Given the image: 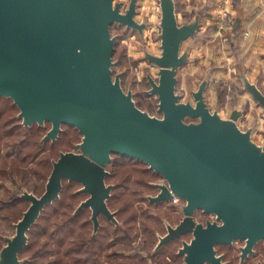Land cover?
Segmentation results:
<instances>
[{"label": "water", "instance_id": "obj_1", "mask_svg": "<svg viewBox=\"0 0 264 264\" xmlns=\"http://www.w3.org/2000/svg\"><path fill=\"white\" fill-rule=\"evenodd\" d=\"M139 0H0V95L13 99L25 126L51 128L44 141H56L64 124L75 126L82 138L77 150L61 151L53 162L45 191L27 188L30 201L16 222V232L5 236L0 264H24L20 256L29 244V231L48 204L61 197L64 182H78L89 194L76 209H92L94 234L100 215L119 224L109 206L114 183H107L108 165L115 154L146 162L164 181L149 195L153 202L182 199L179 224L167 222L155 252L181 235L179 253L184 264H227L217 245L246 240L243 257L264 239V142L253 137L254 125L242 128L241 108L224 117L221 104L212 109L206 97L209 78L192 89V100L178 91L179 68L191 61V47L183 43L198 34L201 13L181 23L176 0H160L161 53L145 50L158 65V77L147 74L150 89L159 98L162 116L141 108L132 88L114 74L116 36L113 23L144 33L147 20L136 18ZM242 86L264 108V89L239 64ZM215 218L197 221V211Z\"/></svg>", "mask_w": 264, "mask_h": 264}, {"label": "rangeland", "instance_id": "obj_2", "mask_svg": "<svg viewBox=\"0 0 264 264\" xmlns=\"http://www.w3.org/2000/svg\"><path fill=\"white\" fill-rule=\"evenodd\" d=\"M122 1H124L123 9L125 10L130 0ZM226 11L231 14L230 18L232 17L231 19L234 20L231 24L226 21ZM177 12L179 21L184 23L192 19V14L195 11H186L181 4ZM217 13L219 12H216L215 15ZM218 15L220 21H209V24L203 21L198 34L184 41L183 49L190 46L193 59L183 64L178 70V91L183 95V101L192 100L194 102L191 90L197 89L204 78L208 77L210 79V76L212 78L217 70L228 71L230 75L228 77L209 80V87L206 90V97L208 102L210 101L211 103H209L211 108L215 109L221 104V113L224 117H227L228 111L237 106L238 101L234 104V99H238L242 93H245L238 67V58L242 55V51L241 46L235 41L236 37L240 35V18L237 14L236 16L232 14L227 8L221 10ZM136 18L140 22L147 20L148 24L144 29V33H140L137 29L128 28L122 23H113L111 26L112 34L116 36L113 54V59L116 62L114 74H122L123 87L126 90L132 88L134 97L141 108L148 110L153 115L162 116L163 114L158 107V95L146 92L151 87L147 74L150 72L154 77H158L159 67L145 56L146 49L157 54L162 51L161 40L158 38V34L162 30L160 26V0H139ZM215 26L219 27L220 33L208 32V29L210 30ZM226 36L228 37L227 40H225ZM229 94L233 96L232 100L228 99L227 96ZM248 95V100L244 104L242 103L243 115L238 122L242 128L254 125L253 137L259 143H262L264 142V109L250 94ZM215 97H218L219 100L221 98L224 102L221 103L218 100L216 102ZM1 111L4 112V115L12 116L15 122L12 121V124L4 125L0 128L3 134V139H0V249L6 243L5 236L15 234L16 222L30 205V203H25L15 209H5L2 204L6 200H10L23 187L41 195L45 191L48 177L53 168V162L60 156L58 154L61 151L75 150L76 143H79L82 138V133L75 126L64 124L63 128L64 131H67V134L62 142L57 143L52 139L44 141V135L51 128V124H47V130H45V133L42 131L44 135L40 140L45 151L40 152L39 148L41 146L36 141L38 136L35 131L38 128L36 125L38 123H35L34 127L25 126L22 119L18 116L20 112L18 106L13 99L3 95H0ZM22 157H25V159L22 160ZM138 163L146 166L143 162ZM108 168L111 171L114 170V163H110ZM129 175L132 178H127ZM139 177H141V174H133L130 170L125 169L121 170V177L113 181L115 183L118 181L124 182L122 189L125 191L122 197H117L119 200H115L114 207H122L126 202L131 201L129 210L123 216H118L119 225L125 223V226L128 227L127 229H130L127 231H116L115 225L104 217L101 218L100 237L97 246L96 248L92 247L93 251L84 255L90 260L94 258L96 264H177L173 260H168V254H172L174 249L165 247L161 253L153 255L154 247L152 249L150 243L152 239L156 238L158 242V236L165 233L166 221L172 224L178 223L182 216L181 208L173 205L171 200L163 201L160 204H154L146 200L145 196L147 194L153 195L156 193V189L150 190L147 185L150 184V181H164L162 176L154 177L152 180L147 177L145 182L141 181L142 178L139 180ZM126 183L128 187H126ZM72 187L73 190L71 189L70 191H78L80 189L79 184H75ZM85 196L86 194H81L75 199L72 197L67 199L68 206L65 207V212H67L65 219L73 215L75 207L78 206ZM134 212H138L136 222L128 219ZM208 216L212 218L211 215ZM90 217L89 211H86L82 217L83 220H88L90 223L86 232L83 231V234H86L87 237L92 235L94 229ZM197 217L203 219L206 216L203 215V212L198 211ZM58 218L54 217L53 221ZM145 228L149 231H155L157 236L152 238V235L150 236L151 233L145 231ZM75 229L72 230L70 222L65 228L67 232L65 241L68 249L83 239L80 227L77 225ZM60 236L58 234L55 235L56 238H60ZM49 247L53 250L52 257L56 259L58 247L55 240L50 242ZM138 250L145 257V260H141L139 256H136ZM68 260H70L68 264L92 263V260H87L85 263L75 262L72 258ZM24 264L30 263L26 262Z\"/></svg>", "mask_w": 264, "mask_h": 264}, {"label": "trees", "instance_id": "obj_3", "mask_svg": "<svg viewBox=\"0 0 264 264\" xmlns=\"http://www.w3.org/2000/svg\"><path fill=\"white\" fill-rule=\"evenodd\" d=\"M238 59H239V64L243 62L242 61L243 59L241 56ZM220 101H221V103L224 102V100H222L221 98H220ZM236 101H237V98L234 99V101H233L234 104ZM12 121H14L12 116L4 115V112H2V111L0 112V128L4 125L8 126V125L12 124L13 123ZM47 124H51V123L47 122L46 125ZM36 125L38 126V128L35 129L36 134L38 136V139H36V141L41 146V148H39V150H40V152H42L43 150L45 151V149L43 148V144L40 142V140H41L42 136L44 135L42 131H44V133H45V130H47L46 129L47 126L46 125L42 126V125H38V124H36ZM34 126H32V127H34ZM32 127H31V129L33 130ZM8 132L11 133L12 131H8ZM66 134H67V131L63 130L62 133L60 134L59 138L56 140V142L57 143L62 142ZM0 139H3V134L1 133V130H0ZM58 155H60V154H58ZM114 156H121V157H118V158L115 157L114 158L113 163L115 165V168L112 171L110 170L111 173L107 177V179L109 181H115L116 178L121 177V170H125V169L130 170L133 174L134 173L141 174V177H139V180H140V178H142L141 179L142 182H145V179L147 177L152 180V179H154V177L161 176L159 173L150 169L149 165L142 160L132 158L130 156H126V155H122V154H115ZM123 157H124V159H122ZM24 159H25V157H22V160H24ZM138 162H143L146 164V166H143L142 164H140ZM127 178L130 179L132 177L129 175ZM116 183H117V186L113 190V195L110 199V205L114 209L118 210V215H117V217H118L120 215L123 216V214L129 210V205H131V201L126 202L125 205L121 204L122 207H118V208L114 207V202H116L118 199L117 197L118 196L122 197V195L125 194L124 193L125 191L122 189L124 182L118 181ZM75 184H79V187L81 186V184L76 182V181L70 183L67 180H65L64 188L61 192V197L59 199L55 200L53 203L48 204L45 207V209L42 211L37 223H35L31 227V229L29 231V244L26 245L20 253V256L22 258L23 257L26 258V256H29V257H27L26 262H28L30 264H68L69 263L68 261H70L68 259H71V258L74 259L75 262H81V263H85L87 260H90V258H88L87 256L85 257L84 255L86 253H89L90 251H93L92 247L96 248L97 243L99 241V237H100L99 231L95 235H93V231H92V235L90 237H87L86 234H83V231L86 232V230L89 228V225H90L88 220H83V218H82L83 215L86 213V211L85 212L84 211L79 212V213H73V215H71V217L68 219L64 218L67 215V212H65V207L68 206L67 199L69 197H72L73 199H75L79 195L84 194L82 192L75 191V190L70 191L73 188L72 186ZM144 186H145V184H144ZM147 186L150 188V190H153V189L157 190V188L151 184H149ZM69 187H71V188H69ZM126 187H128L127 183H126ZM24 188L25 187H23L22 190L17 191L12 196V198L10 200H6L3 204L1 203L5 207V209H15L17 207H21L19 205H23L25 203H30L29 200H27L21 196V194H22L21 192L23 191ZM145 198H146V200H148L146 196H145ZM121 205H118V206H121ZM22 216H23V214H22ZM54 217H59V218L56 219L55 221H53ZM153 218L158 219L155 217H153ZM128 219L136 222L138 219V212L137 213L134 212L133 214H131L130 217H128ZM69 222H70V227L72 228V230H74L78 225L80 227V231L82 232L81 234L83 236V239L76 242L75 244H73L70 247V249L67 248V245H66L67 243L65 241V237L67 234L65 228ZM122 223H123V221H122ZM115 227H116V231H118V230L127 231L130 229V228L127 229L128 227L125 226V223H123L121 225H115ZM144 230L150 232L151 233L150 236L152 235V238L157 236L156 235L157 233H155V231H153V230L149 231L146 228ZM56 234L61 235L60 238H58V237L56 238L55 237ZM53 240H55L56 245L58 247V250L56 252V253H58V255H57L56 259H54L52 257L53 256V250H52V248L49 247L50 242ZM5 242H6V240H5ZM150 244H151L150 247L152 249H153V247L155 248V246L157 244V238L152 239ZM164 248L159 250L157 253L154 252L153 255L161 253ZM75 254H77V255H75ZM136 256L137 257L139 256V258L141 260H145V257L142 254H140V250H138L136 252ZM91 260H92L91 264H96V261L94 258H92Z\"/></svg>", "mask_w": 264, "mask_h": 264}, {"label": "crops", "instance_id": "obj_4", "mask_svg": "<svg viewBox=\"0 0 264 264\" xmlns=\"http://www.w3.org/2000/svg\"><path fill=\"white\" fill-rule=\"evenodd\" d=\"M176 4L177 9L182 4L186 11H195L192 14V18L197 13H201V24H203V21H206V24H209V21H220L218 14L224 8L230 10L235 16L237 14L240 18V35L236 37L235 41L241 46L243 68L250 78L253 81H257L264 89V0H176ZM216 12L219 13L215 15ZM218 28L215 26L210 30L208 29V32L220 33L221 31ZM228 73V71L217 70L214 72L212 78L210 76L209 80L228 77L230 76ZM248 94H250L248 91L242 93L237 99V106L233 108H241L242 103L244 104L248 100ZM215 99L216 102L217 100L220 101L218 97H215ZM232 109L228 111L227 116L230 115Z\"/></svg>", "mask_w": 264, "mask_h": 264}, {"label": "flooded vegetation", "instance_id": "obj_5", "mask_svg": "<svg viewBox=\"0 0 264 264\" xmlns=\"http://www.w3.org/2000/svg\"><path fill=\"white\" fill-rule=\"evenodd\" d=\"M75 150H77V148H76V146H75ZM155 182H158V181H150V184L151 185H153L154 187H156L155 185H154V183ZM107 183H114L115 184V188H116V186H117V183H115V182H113V181H109L108 179H107ZM80 187H82V185L80 186ZM114 188V189H115ZM157 188V187H156ZM113 189V190H114ZM78 191H79V189H78ZM80 192V191H79ZM159 192V189L157 188V190H156V193L155 194H153V195H156L157 193ZM82 193H84V194H86V196H85V198L84 199H82L80 202H79V204L83 201V200H85V199H87L88 197H89V194L88 193H85V192H82ZM112 195H113V191H112ZM149 195H151V194H147L146 195V197H147V199L149 200V201H151L150 200V198H149ZM111 199V198H110ZM152 203H154V204H160L161 202H163V201H161V202H153V201H151ZM180 202H182V201H180ZM179 202V203H180ZM173 203V205H175L176 207H179L178 206V204L179 203H174V202H172ZM79 204H78V206H79ZM78 206H76L75 207V209H74V213H79V212H85V211H89L90 212V214H91V216H92V209L90 208V207H85V208H83L81 211H79V212H76V209H77V207ZM109 206H110V208L112 209V210H114V211H117V215H118V210L117 209H114L113 207H111V205H110V200H109ZM199 211H201V210H199ZM198 212V211H197ZM197 212H196V214H195V218H196V220L197 221H206L207 219H209L210 217L208 216V215H212V214H207V213H204L203 211H201V212H203V215H205L206 217L205 218H203V219H199L198 217H197ZM208 216V217H207ZM105 218L107 221H110L113 225H116L114 222H112L110 219H108L107 217H105L103 214H101L100 215V220H101V218ZM183 217H184V214H183V212H182V216H181V218L179 219V221H178V223H176V224H172L171 222H169V221H166V225H165V227H166V231H165V233L164 234H160V235H165L167 232H168V228H167V222H169L170 224H172L173 226H176L177 224H179L180 223V221L183 219ZM211 219H213V218H211ZM90 220L92 221V223H93V220H92V218L90 217ZM119 225V224H118ZM93 226H94V223H93ZM101 227V226H100ZM93 232H94V229H93ZM93 235H95L94 233H93ZM159 235V236H160ZM159 236H158V241H159ZM192 233H187V234H183V235H181L178 239H174V240H172V241H170V242H168V243H166L165 245H163V247L162 248H164V247H169L170 249H174V252L172 253V254H168L169 256V258H168V260H173V261H175L177 264H184V256L183 255H181L180 253H179V249L183 246V241L184 240H188V241H190L191 240V238H192ZM158 243V242H157ZM157 245V244H156ZM246 245V240H242V239H235L234 241H233V243L232 244H219V245H217V249H218V255H221V254H223V261L224 262H226L227 264H264V239H262V240H259L255 245H254V247H253V251H249L248 252V254L245 256V257H243V255H242V253H243V250H242V248L244 247ZM156 247V246H155ZM161 248V249H162ZM160 249V250H161ZM159 251V250H158ZM157 251V252H158ZM154 252H155V248H154ZM208 264H213V263H208Z\"/></svg>", "mask_w": 264, "mask_h": 264}, {"label": "built area", "instance_id": "obj_6", "mask_svg": "<svg viewBox=\"0 0 264 264\" xmlns=\"http://www.w3.org/2000/svg\"><path fill=\"white\" fill-rule=\"evenodd\" d=\"M225 15H226V21H229V24H231V22L232 21H234L233 19H231L230 18V16H231V14H229L227 11H226V13H225ZM227 36L225 37V40H227ZM231 90V89H230ZM228 97V99L230 100H232L233 99V96H231L230 94L227 96ZM171 200V202H174V203H179L180 201H182V199L181 198H179V197H177V196H173V198L172 199H170ZM212 216V218H215V216L212 214L211 215Z\"/></svg>", "mask_w": 264, "mask_h": 264}]
</instances>
